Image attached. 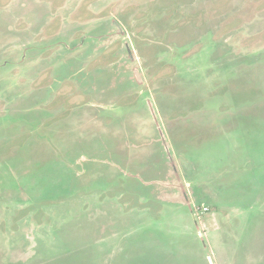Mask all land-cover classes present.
Masks as SVG:
<instances>
[{"label": "rangeland", "instance_id": "1", "mask_svg": "<svg viewBox=\"0 0 264 264\" xmlns=\"http://www.w3.org/2000/svg\"><path fill=\"white\" fill-rule=\"evenodd\" d=\"M161 136L202 238L166 237L264 264V0H0V264L188 261L140 238L172 205L151 183L170 172ZM112 139L145 170L112 169Z\"/></svg>", "mask_w": 264, "mask_h": 264}, {"label": "flooded vegetation", "instance_id": "2", "mask_svg": "<svg viewBox=\"0 0 264 264\" xmlns=\"http://www.w3.org/2000/svg\"><path fill=\"white\" fill-rule=\"evenodd\" d=\"M114 75H115L114 78H109L112 81L108 80V84L104 85L105 92H104L103 96L107 97L109 100H112V99L118 97V95H119L118 92H120V90L119 89H118L119 91L116 90L117 86H118V88H119V86H121V89L125 88L124 87L125 84H123L124 81L122 82L123 78L121 77V74L115 73V74H113V76ZM136 75H138V76H136L138 78V80L142 81L141 75L139 73ZM113 80H116V82H113ZM111 86H114V87L111 88ZM111 89H113V90H111ZM97 95H99V94H95V96H97ZM97 111H98V109H97ZM161 138L163 139L164 150L166 152L167 160L169 162L170 172L164 177V180L154 181L151 183H157V184H159L157 186H161V189H163L161 191L162 194L167 195V196H164V195L162 196V198L163 197L167 198V199H163L164 201L171 200L172 205H166L164 207V208H166V210L170 211L169 213L167 212V214L177 215L176 218L171 217L172 221H170V223H169V228L171 229V232L169 234L168 233L167 234L173 235V236H175V235H178V236L193 235L195 237H197L196 235L200 236L201 232L199 231V228L197 227L198 224L195 221L196 217L193 214V210H192V207L195 204V201L193 199H191V197L189 196V194L187 192V189L185 187H182V184L184 182L180 177L179 171L177 170V165L175 166L172 162V161H174V155H173L172 149L167 145V139L164 136H161ZM104 143H106V142H104ZM108 145H109V148H107L108 152H105V155L113 162L112 163L113 164L112 169H115V170L118 169L120 171L119 174H124L125 177H127L129 180H131L136 175L133 174L131 171H129V169L133 168V172H136V173L137 172L139 173L140 171L145 170V165H147V163L144 160H141L139 162L137 161L138 163H133L132 159H135L136 157H140V159H142L144 156H146L145 153L148 152L147 150H142V152L135 151L136 146L132 147V142H129L127 140L123 143H118L117 140L115 141L114 139H112L111 142L108 143ZM143 146H144L143 148L147 149V145H143ZM104 147H106V145H104ZM119 154L123 155V156L124 155L128 156V159H130V162L132 163V168L126 169V168H123V167L117 165L118 160L115 159L114 157L119 155ZM120 164H121V161H120ZM123 164L126 165L127 163H123ZM139 164H140V166H139ZM119 174H115L114 179ZM146 183H148V181ZM95 184L96 183H93L90 185H95ZM110 184H113V183H110ZM189 184L191 186V183H189ZM79 217H80V215L78 213L77 218H79ZM159 227L160 226H158L156 230L144 231L145 235H142L140 237L142 240V243L146 242V246H148L149 242L151 244H153L155 241H157L156 242L157 244H155V248L152 249L153 251H156V254H160L161 250H162L160 243H159V240L168 239L166 237L168 235L162 233V231H161L162 228L160 227L161 228L160 229ZM135 230L138 231L140 229L136 228ZM136 231H135V234L137 233ZM128 233L130 234L131 232H128ZM168 240H171V239H168ZM171 241H173V240H171ZM203 245L204 246L197 244L196 241L195 242L192 241V243L189 244L188 246L187 245L178 246L173 241V248L172 249L174 250V252H177V251L178 252H181V251L186 252L187 251V253H189V258H190L188 260L189 262L183 261L184 264L185 263H189V264L200 263L201 261H203L202 258L204 256H205V258L210 259V264H213L212 258L209 255L204 254V255L200 256L201 258H199L197 256V254L195 253V251L200 252V250H204V248H206V246H205L206 243L203 242ZM144 250H146V249L144 248ZM147 251H149V249H147ZM147 251H146V254H148ZM145 257H148V256L145 255Z\"/></svg>", "mask_w": 264, "mask_h": 264}, {"label": "crops", "instance_id": "3", "mask_svg": "<svg viewBox=\"0 0 264 264\" xmlns=\"http://www.w3.org/2000/svg\"><path fill=\"white\" fill-rule=\"evenodd\" d=\"M193 207H195V204L193 205ZM193 207H192V208H193ZM166 212H167V211H166ZM166 212H165V214H163V215H164V218H163L164 221L158 223V224L161 226V228H162V230H161L162 233H164V234H167L166 231H165V230H166V227H165V226L169 227V223H170V221H172V220H171V217H172V218H176V217H177V215L167 214ZM169 212H170V211H169ZM195 221L197 222V224L200 223V221L198 222V219H196ZM174 222H175V221H174ZM169 229H170V228H169ZM148 238H149V237H148Z\"/></svg>", "mask_w": 264, "mask_h": 264}, {"label": "built area", "instance_id": "4", "mask_svg": "<svg viewBox=\"0 0 264 264\" xmlns=\"http://www.w3.org/2000/svg\"><path fill=\"white\" fill-rule=\"evenodd\" d=\"M205 210H208V208H205Z\"/></svg>", "mask_w": 264, "mask_h": 264}]
</instances>
